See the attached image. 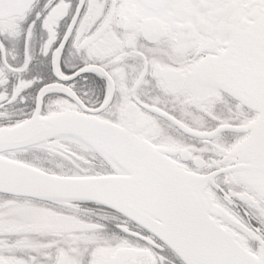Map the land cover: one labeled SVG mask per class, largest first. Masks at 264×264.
<instances>
[{
  "label": "snow or ice",
  "instance_id": "6c2138e0",
  "mask_svg": "<svg viewBox=\"0 0 264 264\" xmlns=\"http://www.w3.org/2000/svg\"><path fill=\"white\" fill-rule=\"evenodd\" d=\"M0 264H264V0H0Z\"/></svg>",
  "mask_w": 264,
  "mask_h": 264
}]
</instances>
